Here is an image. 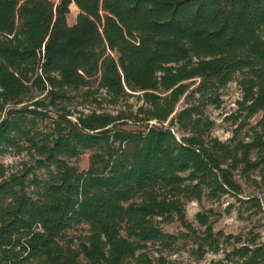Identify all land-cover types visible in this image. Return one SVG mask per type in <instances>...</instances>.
Returning a JSON list of instances; mask_svg holds the SVG:
<instances>
[{
	"label": "trees",
	"instance_id": "16d2710c",
	"mask_svg": "<svg viewBox=\"0 0 264 264\" xmlns=\"http://www.w3.org/2000/svg\"><path fill=\"white\" fill-rule=\"evenodd\" d=\"M232 81L221 140L206 108ZM237 177L264 199V0H0V264H165L183 239L218 252L186 204L262 210ZM232 254L264 264L254 240Z\"/></svg>",
	"mask_w": 264,
	"mask_h": 264
},
{
	"label": "rangeland",
	"instance_id": "374dc122",
	"mask_svg": "<svg viewBox=\"0 0 264 264\" xmlns=\"http://www.w3.org/2000/svg\"><path fill=\"white\" fill-rule=\"evenodd\" d=\"M77 8L70 6V13L67 15V22L74 23ZM222 104L219 108L209 106L206 108L207 115L214 121L211 134L221 140H226L232 135V129L235 125L231 121H226L224 116L235 111L237 108L236 101L239 99V90L235 81L230 82L221 91ZM130 102H137L132 98ZM185 104L181 99L177 104L175 111L180 110ZM105 110L113 111V107L105 105ZM260 114L255 116L250 122L254 124L260 118ZM248 129V128H247ZM247 129H244L239 138H246ZM21 157L15 156L14 153H8L1 157V161L7 166L14 167L18 164ZM80 170L88 167V153L80 156L75 163ZM238 182L242 186L241 197L254 194L262 200V210L254 213V209L247 210L245 205H241L231 194L223 196L220 200H208L203 198L201 201H190L186 204V218L197 230L203 231L204 227L199 226L197 213L205 214L208 222L213 226V232L220 233V247L218 252L207 251L200 256L196 251L197 245L193 244L190 239H183L175 251H166L165 264H237V256L232 254V249L247 244L254 240L258 244H264V199L259 190L254 187L251 182L245 181L241 177H237ZM163 230L170 233L184 232L185 229L174 221L168 224H162ZM84 233V229L80 228L75 234ZM71 234V233H70ZM74 234V233H72ZM150 253L156 255L155 249H149Z\"/></svg>",
	"mask_w": 264,
	"mask_h": 264
}]
</instances>
